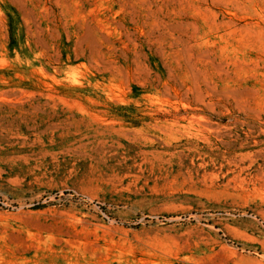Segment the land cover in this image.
<instances>
[{
	"label": "rangeland",
	"instance_id": "1",
	"mask_svg": "<svg viewBox=\"0 0 264 264\" xmlns=\"http://www.w3.org/2000/svg\"><path fill=\"white\" fill-rule=\"evenodd\" d=\"M0 264H264V0H0Z\"/></svg>",
	"mask_w": 264,
	"mask_h": 264
}]
</instances>
